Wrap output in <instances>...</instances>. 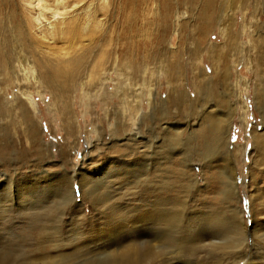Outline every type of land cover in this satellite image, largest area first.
<instances>
[{
	"label": "rangeland",
	"instance_id": "1",
	"mask_svg": "<svg viewBox=\"0 0 264 264\" xmlns=\"http://www.w3.org/2000/svg\"><path fill=\"white\" fill-rule=\"evenodd\" d=\"M52 10L67 25L80 20L73 34L38 33L34 0H0V93L10 105L0 106V204L13 197L0 210V253L31 261L118 232L115 241H130L139 225L126 221L155 197L166 199L170 231L181 236L213 219L221 235V222L232 224L236 211L264 232V0H67ZM41 19L43 28L53 22ZM71 42L76 61L68 66L61 55ZM10 65L17 75H4ZM228 114L231 166L213 134ZM174 123L183 133L171 143L162 128L173 135ZM227 166L236 196L223 184ZM80 178L105 204L91 205ZM69 180L72 200L63 204L58 194ZM111 205L122 208L119 217ZM45 228L58 234L59 248L47 236L40 251L37 232Z\"/></svg>",
	"mask_w": 264,
	"mask_h": 264
},
{
	"label": "bare ground",
	"instance_id": "2",
	"mask_svg": "<svg viewBox=\"0 0 264 264\" xmlns=\"http://www.w3.org/2000/svg\"><path fill=\"white\" fill-rule=\"evenodd\" d=\"M48 1H51L50 4L48 3ZM66 1L67 0H34L35 7L39 11L38 12L39 15L34 18V23H35V26L37 27L36 29H37L38 33L42 32L43 30H47L48 35H50L51 37H56L57 35H62V33L64 32L63 30L71 31L72 34L74 33L75 29H73V26H74L73 23L75 25L76 24L80 25V23H81V22L79 23L80 20L74 19L71 22L72 24L67 25L65 23V19L62 17H61L62 19L56 18V17H59L60 14H58L57 11L52 10V7H54V6H56V7L57 6L61 7V5L63 6ZM80 2H81V0H80ZM45 14L50 15V20H53L54 24L52 21H51L52 23H50V21H47L46 22L47 23L46 28H43V26H42L43 21L41 18L42 17L44 18ZM56 19H58L59 21H57ZM86 29H87V22H86V24L84 23L83 29H81V30H86ZM75 35H74V37H75ZM38 41H39V39H37V41H36V43H37L36 48L39 49L38 51H40V48H39L40 46H39ZM72 46H73V44L71 42V44H69L68 47L64 49V50H66L64 55H61V57L63 56V58H64V59H62L63 63H65L68 66L72 65V63H74L76 61V60H74V57H71L70 50L72 49ZM37 49H34L32 52V54H35V55H33V57H35V58H36V56L38 57ZM49 53H50V49L48 48L47 54H49ZM49 55L54 58L55 54L50 53ZM80 60H82V59L81 58L77 59V61H80ZM59 61H60V59H59ZM34 66H35V69L37 71H39L40 67H41V60L35 59L34 60ZM20 69H21V72H23L22 67ZM8 70H9V72H5L4 75L5 74L10 75L12 73L14 75H17L16 74L17 72H15L16 70H14V68L11 67V65H10ZM49 88L53 89L54 87H49ZM3 93H0V106H2L4 104L10 106L8 104V102H6L4 100L3 97L5 95L3 96L2 95ZM174 95H177V96H175V98L173 99L172 105H174V107L179 108L182 106V103L184 102V100H183V98L185 99L184 94L181 93V94H174ZM61 96H64V95H61ZM61 96H58V98H61ZM186 98H187V101L189 102L190 101L189 95L186 94ZM2 102H3V104H2ZM263 103L264 102H262V104H258V105H260V107H258V108H261V109H262V107L264 108ZM22 109H24V108H22ZM132 116L133 115H132L131 110L128 109L127 113L124 115V119H126L129 122V124H130L129 127H130L131 131L135 133L133 135V138H134V136L138 133V131H137L138 128H136L137 126L134 123L135 119L133 120ZM22 117H24V116L22 115ZM137 117H138V115H137ZM139 118H140V120L138 122L141 123L142 115H140ZM231 118H232V115L228 114L227 116L221 117V119L218 118L219 120L215 121L216 126L214 125V127H213V134L215 137L216 145L220 148H223V147L225 148L227 143L229 142L228 141L229 140V134H230L229 131H230L231 124H232ZM168 128L169 127L162 128V131H165L168 135H170L172 137L171 139H168V141L171 143H172V141L177 139L183 133V128L179 127L178 123H174L173 125H171L170 129L172 130L173 135L170 134V132L168 131ZM150 143L151 142L147 143L146 147H148V149L152 148V144H150ZM228 151L229 150L226 147L225 148V152L227 154L226 162L229 163L228 164L229 166H231V162H230L231 158L228 156ZM229 166H227L226 171L224 173V177H225L226 181L223 184L228 187L232 196L233 195L236 196L237 194H236V191L234 190V187L236 186V179H235V174H234L235 172H234L233 167L230 168ZM69 182H70V185H67L69 187L68 191H67L68 187L65 190V187H62V186H61L62 190L61 189L59 190L58 196L62 200L63 204L72 200V195H73L72 180H69ZM78 182L80 184V188L82 189V191L83 192L85 191L84 194L87 195V198L89 199L91 205L95 206L96 204L99 205V203H104L105 198L104 197H103V199L101 198L102 200L99 199L101 195L98 193V189L96 187L86 186V182L83 181V178L82 179L80 178ZM87 184H91V183L87 182ZM62 191H63V193H61ZM230 193H229V195H230ZM12 198L13 197H11V195H8L9 200L7 199V201L4 204H0L1 212L4 211V209L7 208V206L8 207L11 206V204H9V205H6V204L11 202ZM112 198L113 197H109L106 200L108 201V200H111ZM160 199L161 198L158 199L157 197H155L153 202H150L147 205V207H146L147 209L143 208L141 210V212H143V214L137 215V217L133 218L132 221L129 220L131 222L125 220L126 223H129V225L130 224L131 225H135V224L139 225L138 229H136L138 233L135 235V232H136L135 231L134 232L135 236L131 237L130 241H129V239H123V240H120L119 242H117L118 240L115 241V238H117L116 236L120 233L118 232V233H116V235H114V234H111L112 233L111 232L110 234L113 236L107 235L108 237L106 240L103 239L102 241H99L97 243H95V242L88 243L91 246V248L87 247V245L82 244L83 246L78 245L80 247L77 248L75 251L70 252L69 254L57 253L55 255H51V254L49 255V254H47L48 251H46V253L41 252L40 257H38L36 259H31V261L30 260L29 261L24 260L25 258L22 255V253L18 252L21 255V257L24 259L21 260V258L16 257L15 259H13L14 261L12 262L10 256H8V254H5L2 252V253H0V264H264V232L260 231L259 229L254 230V227H252L251 224L249 225V227H247L246 224L242 223L240 220L241 213H239L238 211H236L238 217L235 215L236 221H233L232 224L221 222V224L223 226H225L224 230L221 229V233H222L221 235L213 232L215 227H216L215 225H218L217 224L218 222L217 221L215 222L213 219V220H211V222L213 225L215 224L214 226L208 225L207 223L204 222V220H202L203 222L200 221V223H202L200 226L201 229L199 228V230L194 231L191 235H188V236L182 235L181 236V233L177 232L179 230H177L175 232H171L173 230L172 229L170 231L171 223L174 222V218L171 216V214L168 211H166V205H167L166 199L165 200H160ZM119 201H121V200H119ZM121 209L117 208V206L115 207V205H111V208H110L111 211L110 212L112 215H117L119 217L118 213L120 212ZM4 213H5V211H4ZM47 217H45V218H47ZM30 219H33V218H30ZM210 219H212V218H210ZM51 220H53V219H51ZM200 220H201V218H200ZM28 221H30V220H28ZM121 221H123V220H121ZM177 223H178V225H180L179 222H177ZM37 224H38V222H37ZM144 224H146L148 226V228H147V226L144 227L145 226ZM35 226H36V224H35ZM45 226H47V225L45 224ZM117 226H119V225H117ZM34 227H33V229H34ZM175 227H176V225H175ZM178 228H180V227H176V229H178ZM53 229L54 228H52V230ZM126 229H128V228H126ZM182 230H181V232H182ZM50 231H51L50 229L47 230L46 228H45L44 233L42 231H40V232L36 231L38 233L37 237L39 238V236H40V242L39 243H40V245H42V248H43V249L40 248V251L44 250V247H45L44 244L46 242H49V239H51L52 242L55 243V244H52L51 246L58 247V245L54 241L55 235L58 236V234L57 233L55 234L54 233L55 231L54 232L52 231L55 235L48 233ZM144 233H146L147 235ZM126 235H127V233H126ZM47 236L52 237V238H49L46 240ZM248 239H250V242L248 241ZM253 239H257L258 241L257 242L253 241ZM74 240H75V238H74ZM33 242H35V241H33ZM114 242H117V243H114ZM49 245H50V243H49ZM113 245H114V247H116V249H114ZM85 246H86V248H85ZM95 249H97V250H95ZM47 250H48V248H47ZM49 250H50V248H49ZM58 251H59V249L56 250V252H58ZM0 252H1V250H0ZM92 252H94V253L91 254ZM201 253H204V256H202L203 254L201 255ZM90 254H91V256L88 257L87 255H90ZM35 255H36V253H35ZM85 256H87V257H85Z\"/></svg>",
	"mask_w": 264,
	"mask_h": 264
}]
</instances>
